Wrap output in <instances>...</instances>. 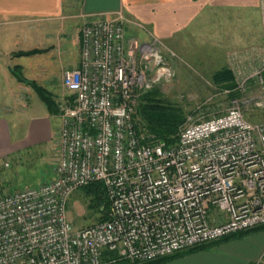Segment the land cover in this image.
<instances>
[{"label":"built area","instance_id":"built-area-1","mask_svg":"<svg viewBox=\"0 0 264 264\" xmlns=\"http://www.w3.org/2000/svg\"><path fill=\"white\" fill-rule=\"evenodd\" d=\"M130 22L117 11L82 24L78 65L62 72L53 176L0 195V264H139L264 225V122L244 110L264 108V65L237 73L226 92L241 95L226 111L166 144L138 132L134 114L143 93L174 79L176 54L128 37ZM251 79L258 92L246 97ZM94 181L107 217L76 227L68 200Z\"/></svg>","mask_w":264,"mask_h":264},{"label":"crops","instance_id":"crops-1","mask_svg":"<svg viewBox=\"0 0 264 264\" xmlns=\"http://www.w3.org/2000/svg\"><path fill=\"white\" fill-rule=\"evenodd\" d=\"M117 11L131 21L128 37L159 38L175 52L170 59L175 66L202 72L229 69L236 86L237 73L248 76L264 65V0H0V158L23 154V160L35 161L58 134V113L50 112L13 72L49 90L58 103L64 94L62 72L79 62L82 24ZM69 38L76 40L78 54L61 69L58 84L42 85L36 78L41 52L16 55L32 49L49 53L56 41L62 45ZM160 264H264V230L233 234Z\"/></svg>","mask_w":264,"mask_h":264},{"label":"rangeland","instance_id":"rangeland-1","mask_svg":"<svg viewBox=\"0 0 264 264\" xmlns=\"http://www.w3.org/2000/svg\"><path fill=\"white\" fill-rule=\"evenodd\" d=\"M55 43V48L49 53L42 51L41 56L36 57L40 60L39 63L36 62V75H38L36 78L42 85L43 83L58 84L61 69L72 65L74 56L78 54V45L72 38L64 41L62 45L59 41ZM171 65L175 71L174 79L168 84L156 86L150 90L157 91L159 98L182 109L185 115L183 125L223 113L233 105L232 99L228 97L230 92H226L229 88H221L212 81L213 71H196L186 64L178 67L173 62ZM61 88L64 94L57 98L59 104L68 97V91L63 85ZM257 92V86L251 83L245 96L250 97ZM244 110L251 121L264 122V108L247 104ZM46 149L43 152L38 151L35 161L32 158L23 160V154L1 157L0 195L18 188L38 186L50 180L52 167L57 160L56 140L52 143L51 149L48 147ZM103 209L104 205L91 207L89 198L77 189L68 200L67 217L74 226L82 227L97 222Z\"/></svg>","mask_w":264,"mask_h":264},{"label":"trees","instance_id":"trees-1","mask_svg":"<svg viewBox=\"0 0 264 264\" xmlns=\"http://www.w3.org/2000/svg\"><path fill=\"white\" fill-rule=\"evenodd\" d=\"M39 52H42V50L32 49L27 51H18L16 52V55H31ZM13 73L19 81L25 82L33 88L35 93L46 105L48 110H50V112L58 113V103L54 100L49 90H47L46 88L39 85L33 80L25 79L19 72ZM211 79L215 84H217L221 88H235L234 76L232 71L229 69L213 72L211 75ZM240 95L241 94L238 91H231L228 97L230 99H233L234 97H238ZM134 120L135 127L138 132H143L147 135H152L153 138L162 140L166 144H169L176 141L177 134L180 128L183 126V123L185 122V115L179 106L159 98L157 91L148 90L143 93L138 100L136 111L134 114ZM78 189H80L89 198L91 207H99L101 205H104V209L98 217V221L106 219L110 202L102 182L94 181ZM260 230H264V225L236 233L235 236H244L249 233H253ZM228 238L229 236L213 242L194 246L184 251L177 252L171 256H166L153 261L143 262L139 264H160L161 262L171 259L179 254L203 250L209 248L217 241L225 240ZM109 264L128 263L122 260Z\"/></svg>","mask_w":264,"mask_h":264}]
</instances>
